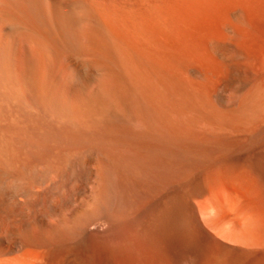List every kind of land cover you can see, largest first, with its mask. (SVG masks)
<instances>
[{"label": "bare ground", "instance_id": "obj_1", "mask_svg": "<svg viewBox=\"0 0 264 264\" xmlns=\"http://www.w3.org/2000/svg\"><path fill=\"white\" fill-rule=\"evenodd\" d=\"M0 264H264V0H0Z\"/></svg>", "mask_w": 264, "mask_h": 264}, {"label": "rangeland", "instance_id": "obj_2", "mask_svg": "<svg viewBox=\"0 0 264 264\" xmlns=\"http://www.w3.org/2000/svg\"><path fill=\"white\" fill-rule=\"evenodd\" d=\"M225 54H226V59L223 61L225 62L226 66H227V71L225 72V75L223 77V80H222L223 82L221 81V83L219 84L221 87L220 86L217 87L218 89H216V90L218 92L215 91L216 95L214 97V98H216L215 102H216L217 106L220 108H226L227 106L233 104V102L235 101L237 96H239L246 89V86H244V85L242 86L243 81L245 80V75L240 74L239 71H237L235 69V67H234L235 66L234 65L235 59L233 57L232 52L230 50H227L225 52ZM240 91H241V93H240ZM217 95H218V97H217ZM220 99H221V101H220Z\"/></svg>", "mask_w": 264, "mask_h": 264}]
</instances>
